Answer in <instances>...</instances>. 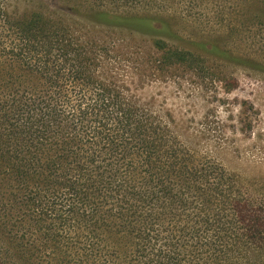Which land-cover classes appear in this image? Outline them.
I'll list each match as a JSON object with an SVG mask.
<instances>
[{"label":"trees","instance_id":"obj_1","mask_svg":"<svg viewBox=\"0 0 264 264\" xmlns=\"http://www.w3.org/2000/svg\"><path fill=\"white\" fill-rule=\"evenodd\" d=\"M19 1L0 0V264H264V204L122 80L230 58L130 11L198 0Z\"/></svg>","mask_w":264,"mask_h":264},{"label":"rangeland","instance_id":"obj_2","mask_svg":"<svg viewBox=\"0 0 264 264\" xmlns=\"http://www.w3.org/2000/svg\"><path fill=\"white\" fill-rule=\"evenodd\" d=\"M19 3L13 2L11 9L23 12L36 6L27 0ZM197 3L192 13L181 7L130 11L168 22L178 36L169 42L172 46L204 57L195 44L213 42L236 60L205 57L195 69L171 70L144 84L134 83L122 71V80L131 83L139 102L170 123L199 159L238 177L264 204V0Z\"/></svg>","mask_w":264,"mask_h":264}]
</instances>
